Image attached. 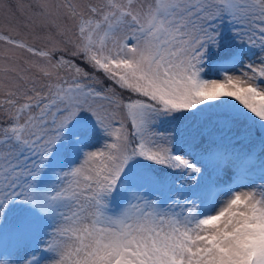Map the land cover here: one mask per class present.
<instances>
[{"label": "snow or ice", "instance_id": "snow-or-ice-1", "mask_svg": "<svg viewBox=\"0 0 264 264\" xmlns=\"http://www.w3.org/2000/svg\"><path fill=\"white\" fill-rule=\"evenodd\" d=\"M0 264H264V0H0Z\"/></svg>", "mask_w": 264, "mask_h": 264}]
</instances>
